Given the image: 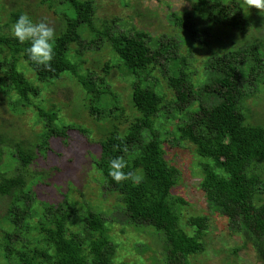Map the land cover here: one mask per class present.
<instances>
[{
    "label": "trees",
    "instance_id": "16d2710c",
    "mask_svg": "<svg viewBox=\"0 0 264 264\" xmlns=\"http://www.w3.org/2000/svg\"><path fill=\"white\" fill-rule=\"evenodd\" d=\"M42 1L54 6V22L28 0L10 1L7 21L0 15V104L12 112L9 121L0 116V264H128L111 234L115 220L157 236L158 249L135 244L153 253L151 264H195L189 259L206 250L209 215L184 219L190 201L174 191L181 179L174 159L183 148L210 211L227 216L241 248L252 245L264 264V125L250 122L247 106L264 93V13L248 11L244 0H190L191 9L168 6L173 32L157 33L145 27L150 10L136 8L127 21L98 19L94 0ZM21 13L55 28L53 70L31 62L29 44L12 36ZM118 74L130 78L129 112L113 87ZM67 76L82 87L97 139L46 92ZM28 112L39 130L22 137ZM87 141V155L68 162L93 172L95 203L76 198L72 171L62 188L38 170L63 165ZM116 156L128 161L124 171L143 175L140 184L111 179Z\"/></svg>",
    "mask_w": 264,
    "mask_h": 264
},
{
    "label": "rangeland",
    "instance_id": "374dc122",
    "mask_svg": "<svg viewBox=\"0 0 264 264\" xmlns=\"http://www.w3.org/2000/svg\"><path fill=\"white\" fill-rule=\"evenodd\" d=\"M6 6L0 9V15L7 21L10 16L9 6L12 5L10 1L3 0ZM97 8L96 16L98 19L105 17L123 19L127 21L133 16L136 8L143 12L150 10L151 15L147 16L144 20L145 27H149L151 31L157 33H172V26L170 23L165 22L166 14L171 9H191L190 0H94ZM129 3V4H125ZM28 4L32 10H35L39 15H45L50 22H54L58 15L55 13L54 6L49 7L47 2L42 0H28ZM171 9H169V7ZM44 12V13H43ZM52 20V21H51ZM47 21V20H46ZM48 22V23H50ZM138 24V22H137ZM53 26V25H50ZM257 33V31H255ZM210 51H206L205 55H209ZM203 55H199L201 58ZM200 63L197 64L199 66ZM101 70H98L99 73ZM102 72V71H101ZM157 75L162 76L160 70H157ZM130 78H125L118 74L113 79V87L119 93L121 98V104L129 112L131 106L129 105L131 89L129 87ZM48 89L50 98L54 102H57L63 106V113L69 120H75L90 126L93 130L91 138H99L100 130L98 124L94 122V118L89 113L86 105L87 100L84 99V92L82 87L78 84L75 78L65 77V79L56 81L54 85ZM48 94V95H49ZM247 106L249 107V120L252 124L264 125V93L256 92V95L251 96L247 100ZM0 116L9 121L12 116V112L5 104H0ZM21 119L24 120L23 136L30 137L34 131L39 130V127L32 128L34 115L31 112L23 114ZM7 122L6 124H9ZM21 123L20 121L17 124ZM104 124H99V126ZM88 142H85L78 150H69L66 154L63 165L52 164L47 166L45 163L39 166L38 170L45 172V180L62 186V188L68 187V170L72 171L78 178V188L74 195L80 201L87 200L88 202L95 203V199L98 197L97 182L94 180L93 172H90L89 167L86 165L76 164V162H68L71 156L78 157L81 153L87 155ZM90 143V142H89ZM93 143H90V146ZM85 145V146H84ZM183 148L178 151V155L174 159V163L181 170V179L179 184L175 187V192H181L190 204L185 205L186 215L188 218L197 214L209 215V229L206 234V250L200 254L190 257V263L195 264H263L260 260L257 252L252 245H247L241 248L243 241L239 232L232 230V224H230L227 216L217 215L212 213L208 208V204L205 200L204 194L199 187V182L191 175L190 168H193L191 161L192 156ZM67 160V161H66ZM82 192V193H80ZM114 203V198H110L106 201V206L111 207ZM111 234L115 241L119 244L120 258L125 260L128 264H151L153 257H150L152 252H141L136 250V243L145 241L158 249L156 245V238L154 234L146 233L144 229L139 231L135 229L133 224L125 223L124 220H115L111 224ZM236 248H241L238 253H235ZM159 251V250H157ZM161 256V253H159ZM120 260L119 258H117ZM157 262L156 264H158Z\"/></svg>",
    "mask_w": 264,
    "mask_h": 264
},
{
    "label": "clouds",
    "instance_id": "9594fccd",
    "mask_svg": "<svg viewBox=\"0 0 264 264\" xmlns=\"http://www.w3.org/2000/svg\"><path fill=\"white\" fill-rule=\"evenodd\" d=\"M192 3L197 4L199 0H192ZM244 3L248 11L251 7H255L264 13V0H244ZM11 34L19 43L29 44L25 53L31 62L47 70H53L51 62L55 55L57 33L46 19L35 20L28 13H21L11 27ZM127 167L128 161L123 156L113 157L109 161L108 175L117 184L129 179L134 184H140L143 175L124 171Z\"/></svg>",
    "mask_w": 264,
    "mask_h": 264
},
{
    "label": "bare ground",
    "instance_id": "6f19581e",
    "mask_svg": "<svg viewBox=\"0 0 264 264\" xmlns=\"http://www.w3.org/2000/svg\"><path fill=\"white\" fill-rule=\"evenodd\" d=\"M91 53V52H90Z\"/></svg>",
    "mask_w": 264,
    "mask_h": 264
}]
</instances>
